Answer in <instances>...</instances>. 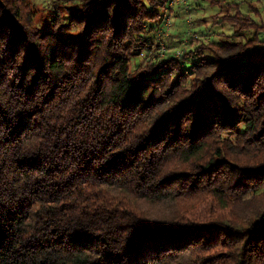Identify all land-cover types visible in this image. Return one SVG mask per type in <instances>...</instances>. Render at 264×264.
Here are the masks:
<instances>
[{"label": "trees", "instance_id": "obj_1", "mask_svg": "<svg viewBox=\"0 0 264 264\" xmlns=\"http://www.w3.org/2000/svg\"><path fill=\"white\" fill-rule=\"evenodd\" d=\"M255 1L160 57L169 0H0V264H264Z\"/></svg>", "mask_w": 264, "mask_h": 264}, {"label": "rangeland", "instance_id": "obj_2", "mask_svg": "<svg viewBox=\"0 0 264 264\" xmlns=\"http://www.w3.org/2000/svg\"><path fill=\"white\" fill-rule=\"evenodd\" d=\"M221 1V7H225L226 3H231L232 1H239V0H220ZM34 20L36 25L43 28L46 27L51 23V20L53 17H55L56 13H60L59 7L55 6L54 0H29ZM252 5H254L256 8L259 7L260 16L257 17L258 21H264V0L255 1ZM190 9L178 5L175 10L169 13V15L172 17V25H171V31H184L188 30L189 34H198L199 38H203L207 40H214L220 39V34H228L232 35V29L228 23L223 24H216L217 20L219 21L221 18H216L213 15L218 13L220 10L219 6H211L209 4V0H197V2L191 7ZM174 9V8H173ZM249 10H251L248 7ZM246 8H244V11L248 12ZM63 12V10H61ZM221 15H224L225 11H219ZM254 15V14H252ZM170 31V33H171ZM197 31V32H195ZM183 33V32H182ZM219 35V36H216ZM249 37L253 38L254 31H249L247 34ZM258 35L261 37H264V31L258 32ZM173 37V36H172ZM171 34L168 35L165 38V46L167 48L169 42V49L170 53L177 51L178 49L184 47L183 42L182 44L178 43L176 40L178 38H172ZM168 50V49H167ZM154 52L159 53L158 55L160 57H163L161 54L162 51L156 47ZM150 54V51H149ZM152 55V54H151ZM143 58V56H141Z\"/></svg>", "mask_w": 264, "mask_h": 264}, {"label": "built area", "instance_id": "obj_3", "mask_svg": "<svg viewBox=\"0 0 264 264\" xmlns=\"http://www.w3.org/2000/svg\"><path fill=\"white\" fill-rule=\"evenodd\" d=\"M195 2H197V0H169L168 6L171 9H173V8L175 9L178 5H181V6H184V7L189 9L190 5L195 3ZM171 20H172V17L169 15L165 21V31L161 34V36L159 38L160 41H159V45L157 46V48L160 49V51H162L161 52L162 56H165L167 53V48H166L164 42H165V38L168 35H170L171 25H172Z\"/></svg>", "mask_w": 264, "mask_h": 264}]
</instances>
